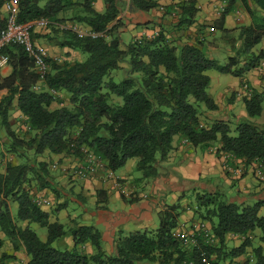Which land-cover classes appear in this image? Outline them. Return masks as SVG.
Here are the masks:
<instances>
[{"label": "trees", "instance_id": "trees-1", "mask_svg": "<svg viewBox=\"0 0 264 264\" xmlns=\"http://www.w3.org/2000/svg\"><path fill=\"white\" fill-rule=\"evenodd\" d=\"M97 1L19 3L21 23L48 22L49 34L34 29L35 44L41 39L57 40L61 48L88 58L58 62L50 57L47 76L40 82L34 60L22 47L11 45L3 52L9 56L11 72L5 77L0 73V93L7 92L0 97V234H4L0 237V261L11 257L1 254L8 243L16 251L25 250L28 264H201L202 251L212 264H238L235 259L245 255L246 264H264L262 246L247 252L253 245L250 234L256 230L262 232L264 242L262 202L248 206L231 202L220 191L198 194L195 214L210 223L214 243H207L202 236L201 249L185 245L175 233L183 208L166 205L158 229L120 239L115 253L107 254L98 229L77 226L66 231L64 225L51 223L49 214L34 201L44 190L61 196L52 184L50 162L38 160L46 152L78 158L92 153L113 172L138 159V170L147 178L158 174V164L168 159L180 138L201 149L219 144L218 154L247 165L264 163V125L251 121L264 111L261 92L247 85L250 94L242 103L248 119L236 123L235 134L228 121L217 120L208 128L201 121L202 115L218 109L208 93V72L243 80L264 58L263 52L255 51L264 41V0H228L215 21L214 28L225 39L234 32L225 28L229 15L242 9L251 19V24L240 28L236 36L224 40L229 53H233L224 65L207 55L203 42L171 43L166 29L125 44L118 33L125 25L120 19L122 11L129 5L133 11L150 12L159 8L156 0H101L103 12L95 8ZM4 4L5 0H0V29L5 26ZM197 12V0H182L166 8V15L178 17L173 25L179 31L195 24ZM67 21L102 36L61 31L57 25ZM116 71L124 73L121 82L114 79ZM14 111L28 127L23 133L13 126ZM8 154L14 159L5 161ZM13 206L17 207L14 213ZM25 221L46 228L48 240L43 242L30 226H18ZM67 235L73 237V249L53 246ZM228 235L243 237L242 245L229 249ZM88 243L94 249L92 254L83 249Z\"/></svg>", "mask_w": 264, "mask_h": 264}, {"label": "crops", "instance_id": "crops-1", "mask_svg": "<svg viewBox=\"0 0 264 264\" xmlns=\"http://www.w3.org/2000/svg\"><path fill=\"white\" fill-rule=\"evenodd\" d=\"M156 1L159 8L150 12L133 11L129 5L122 11L120 19H123L125 25L118 30V33L125 44L144 36L153 37L158 30L166 29V31H169L174 26L171 23L173 16L166 15V8L174 5L175 2L172 0ZM95 8L99 12H103V1L98 0ZM197 8L195 24L188 29L180 30V45L203 42L204 49L211 59L222 58V53L229 52V49L226 47L225 39L221 37L222 32L214 28V23L224 12L223 1L197 0ZM126 16H130L129 19L131 20L126 19ZM225 24L226 29H232V14L226 18ZM73 25L78 26L71 21L59 23L57 26L67 28ZM79 27L86 30L82 26ZM175 30L179 32L177 28ZM37 33L47 35L50 30L37 27ZM126 33L130 34L131 40L125 41L124 36ZM56 41L41 39L36 40V44L48 51L50 57L56 60L60 59L59 57L63 52H73L68 48H61ZM260 45L261 49L259 51L262 52L264 41ZM0 71H2L1 75L3 77L8 76L11 72L9 66ZM233 79L232 82L223 84V86L218 81L217 85L213 87L214 80L211 76L208 93L210 92L209 94L215 100L218 109L205 113V127H211L217 120L228 121L232 125L240 119L248 117L245 106L244 110L242 109L240 112L237 110L241 98L239 95L241 91L237 85L241 82V79ZM235 84L237 85L231 92L239 91V94H236V98L235 95L228 97L230 88L234 87ZM252 84L254 89L262 92L264 88L262 83L254 80ZM221 89L223 90L218 95L217 93ZM6 93V91L1 92L2 95ZM215 94L216 96H214ZM219 147L218 144L208 149L195 148L186 139L180 138V141L176 139L168 159L158 164V174L149 178L138 170V159L129 160L122 170L114 172V179H108L107 168L98 170L84 179L77 178L74 176V169L85 158L81 162L82 158L64 154L51 155L46 152L44 157L48 158L47 162L54 160L62 163L59 166L61 168L55 167L59 168L57 181L61 185L56 187V180L52 183L61 196L58 198L55 192L44 190L39 192L36 198L34 197V201L47 200L46 204L39 207L49 214L51 223L58 222L64 225L66 231H70L77 226H93L98 229L102 234V248L107 254L115 253L116 243L120 239L129 237L136 232L158 229L160 226V213L166 205H181L183 208L180 228L175 232L177 236L182 227L183 229H189L193 223L201 221L195 214L197 204L193 210L188 204H185V192L189 190L195 192L196 195L220 191L226 195L228 200L234 203L250 205L251 201L255 203L262 202L263 209L264 180L258 179L254 164L247 165L243 160L231 159L229 155L218 154L217 148ZM104 165L106 167L105 163ZM135 170L138 171L137 176L134 175ZM117 183L121 188L117 187ZM227 187L230 189V198L226 193V191L228 192ZM64 189L65 191L67 189L68 193H65ZM124 191L127 193L126 195L123 193ZM13 208L14 213L17 211V207L13 206ZM18 226L21 228L30 226L36 233L40 227L43 228L40 224L29 221L19 222ZM209 226L211 227V225ZM250 236L254 238L253 234H250ZM39 238L46 242L48 231L46 235L39 236ZM227 243L230 248H239L243 243V237L228 235ZM59 244L67 250H71L74 247L73 237L67 235L59 242H55L53 246L58 247ZM254 248L256 247L252 245L247 252H252ZM83 249L89 254L94 252L92 245L89 243ZM3 253L13 258L4 257L0 264H28L29 262V257L24 249L16 251L12 246L9 249L2 250L1 254ZM245 258L246 255L238 257L235 259V263L246 264L247 259Z\"/></svg>", "mask_w": 264, "mask_h": 264}, {"label": "built area", "instance_id": "built-area-1", "mask_svg": "<svg viewBox=\"0 0 264 264\" xmlns=\"http://www.w3.org/2000/svg\"><path fill=\"white\" fill-rule=\"evenodd\" d=\"M175 3H179L182 0H172ZM226 2V0L224 1ZM21 0H5L4 10H5V26L0 29V70L8 67L9 65V56L6 55L4 50L11 45H17L22 47L24 51L34 60L36 69L40 76V82H44L49 68V59L50 55L48 51L44 48L36 45L32 38V33L35 28H47L48 22L46 20H40L37 22L21 23L19 21L20 15V4ZM224 5V9H225ZM62 31L72 30L78 33L80 36H92L97 38L102 36L99 33H93L78 26H69L67 28L59 27ZM157 33L154 34V36ZM259 70L264 71V58L260 62ZM248 86H245L247 89ZM106 169L104 162L98 159L95 155L91 153H86L85 160L77 165L74 169V176L77 178L84 179L89 175H93L98 170ZM254 170L259 180H264V163L255 162ZM108 179H114V172L107 169ZM117 187L119 184L117 183ZM121 188V187H119ZM127 194L125 191L123 192ZM48 201L45 199L36 200L38 206L46 204ZM204 237L206 242L214 243L215 240L211 235V229L207 222L199 221L193 223L189 229H180L178 237L184 241V244L193 248L201 249L200 247V238ZM201 264H212L209 260V257L205 252L202 251ZM245 264V263H244Z\"/></svg>", "mask_w": 264, "mask_h": 264}, {"label": "rangeland", "instance_id": "rangeland-1", "mask_svg": "<svg viewBox=\"0 0 264 264\" xmlns=\"http://www.w3.org/2000/svg\"><path fill=\"white\" fill-rule=\"evenodd\" d=\"M223 1V5H225V7H227L228 6V0H226V2H224L225 0H222ZM233 15V26H232V31H234L233 32V34H232V32H231V34L229 35V36H224L225 37V39H230L233 35L234 36H236L237 34H238V32H239V29L240 28H243L244 26H248L249 24H251V19H250V17H248V15H247V13L246 12H244L242 9H238V10H236L235 11V13H233L232 14ZM64 17H67V15H63ZM130 18V16H126V19H129ZM129 20H131V19H129ZM177 20H178V17H175L174 16V18H173V21L171 22L172 24H175L176 22H177ZM78 28H79V26H78ZM60 29V28H59ZM61 30V29H60ZM62 31V30H61ZM161 30H158L156 33H159ZM173 32V33H172ZM168 33L170 34V40H172L173 42H171V43H177L178 45L180 44V31L178 32V31H176L175 30V27L173 26V27H171V29L168 31ZM210 34H211V32H210ZM222 35V34H221ZM209 36H212V35H209ZM221 37H223V36H221ZM124 39H125V41H129V40H131V36H130V34H125V36H124ZM216 39V38H215ZM261 47V45H258L257 47H256V49H255V51L258 53V54H260L261 53V51H259V49H261L260 48ZM230 52V51H229ZM229 52H223L222 53V58L221 57H219L217 60V62H219L221 65H224V64H227L228 62V60H229V57L230 56H232L233 55V53L232 54H230ZM263 53H264V50L262 51ZM263 57H264V55H263ZM60 59H58L57 61L58 62H65V61H70V62H74V61H84V60H86L87 58H88V55H82V54H80L79 52H63V54H61L60 55V57H59ZM261 62V61H260ZM125 66V65H124ZM125 69H127V66H125ZM2 71H0V73H1ZM125 72V71H124ZM209 75H210V77L212 76V78H213V80H214V84H213V87H214V85H217V83H218V81H219V84L221 85V86H223V84H228L229 82H232L234 79L233 78H235V77H233V76H230V75H225V74H221V73H219V72H217V71H210L209 73H208ZM247 77L245 78V80H240L241 82H239L238 83V85L237 84H235L234 85V87H232V88H230V90H229V95H228V97L229 96H231L232 97V95L236 98V94L239 92V91H233V92H231V90H234L233 88H235L236 87V85L238 86V88H239V90L241 91V93L239 94L240 96H241V98H240V103H239V107H238V109L237 110H239V112H240V110H244V103H242L243 102V99L244 98H246L247 96H249V94H250V91H248V89H247V91L245 90V85H248L249 86V89L250 90H256V89H254L253 88V84H252V82L255 80H257L259 83H262L263 85H264V71H261V70H259V68L257 67L255 70H252V71H250V72H248L247 74ZM113 76H114V79H115V81L116 82H121L122 80H123V78H124V73L122 72V71H116V72H114L113 73ZM219 79V80H218ZM218 84V85H219ZM227 87H229V86H227ZM223 89H221L217 94L219 95L220 93H221V91H222ZM216 91V90H215ZM213 91L211 90V93H212ZM210 93V92H209ZM222 93H224V92H222ZM261 94H263L264 95V88L262 89V92H261ZM0 95H2L1 93H0ZM214 96H216V94L214 95ZM218 99H219V97H218ZM232 99V98H231ZM234 99V98H233ZM55 107V106H54ZM53 107V108H54ZM263 108H264V104H263ZM205 119H206V116H204V115H202L201 116V121L203 122V123H205ZM246 119H248V117L246 118ZM251 121L252 122H254V123H256V124H261V125H264V112H263V114L260 116V117H256V118H254V119H251ZM12 123H13V126H14V128L16 129V131H21V133H23V132H25L27 129H28V127L24 124V119H23V117L20 115V113L18 112V111H14L13 112V114H12ZM237 123V122H236ZM232 124V130H233V134H235V129H236V125L237 124ZM2 135V134H1ZM86 156V155H85ZM85 156L82 158V160H81V162L84 160V158H85ZM5 158L6 159H4L5 161L6 160H11V159H14V157L13 156H11V155H6L5 156ZM81 159V158H80ZM38 160L39 161H48V158H46V157H44V156H42V157H39L38 158ZM0 161H1V158H0ZM50 161V165H51V176L53 177L52 179H53V181H57V173L59 172V168H61V167H59L62 163H60L59 161H54V160H49ZM60 163V164H59ZM55 167H59V168H55ZM134 175L135 176H137L138 174V171L137 170H135L134 171ZM61 184H60V182H58L57 181V184H56V187L57 186H60ZM227 190H228V192L226 191V193H227V195H228V197L230 198V189L227 187L226 188ZM64 191H65V189H64ZM65 193H68V190L66 189V191H65ZM185 195H186V203L185 204H188L191 208H192V210L193 209H195V206H196V202H197V195L195 194V192H193V191H191V190H189V191H187V192H185ZM202 195V194H201ZM236 196V195H235ZM250 205H248V206H253L254 204H256L254 201H251L250 203H249ZM242 205V204H241ZM244 205V204H243ZM16 212V211H15ZM260 215L261 216H264V206H263V209H261V211H260ZM180 218H182V216L180 217ZM180 221H181V219H180ZM208 223V222H207ZM209 224V223H208ZM210 225V224H209ZM37 233H38V235L40 236V237H43L44 235H46L47 234V230L46 229H44V228H39L38 229V231H37ZM253 234V239L251 240L252 241V244L256 247V248H258L259 246H262L263 247V250H264V242H262L261 241V236H262V232L260 231V230H256L254 233H252ZM0 237H2V238H4V234H0ZM12 246H11V244H5V246L3 247V249L2 250H6V249H9V248H11ZM59 247L60 248H63V246L62 245H60L59 244ZM229 249H231L230 248V246H229ZM1 250V251H2ZM246 259V258H245Z\"/></svg>", "mask_w": 264, "mask_h": 264}]
</instances>
